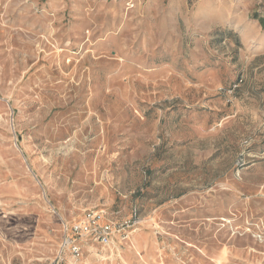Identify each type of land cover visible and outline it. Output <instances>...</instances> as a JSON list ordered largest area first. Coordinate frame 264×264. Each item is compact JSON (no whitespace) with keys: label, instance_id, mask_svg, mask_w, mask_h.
I'll use <instances>...</instances> for the list:
<instances>
[{"label":"rangeland","instance_id":"374dc122","mask_svg":"<svg viewBox=\"0 0 264 264\" xmlns=\"http://www.w3.org/2000/svg\"><path fill=\"white\" fill-rule=\"evenodd\" d=\"M257 34L264 0H0V264H264Z\"/></svg>","mask_w":264,"mask_h":264},{"label":"built area","instance_id":"2783aa9c","mask_svg":"<svg viewBox=\"0 0 264 264\" xmlns=\"http://www.w3.org/2000/svg\"><path fill=\"white\" fill-rule=\"evenodd\" d=\"M111 232L112 226L104 224L101 216L96 213L87 214L81 223L73 226V234L77 236L78 239L96 236L100 243L103 244L108 243ZM67 245L70 247L69 250L73 257H79L80 246H78L77 243L71 239H68Z\"/></svg>","mask_w":264,"mask_h":264},{"label":"crops","instance_id":"0c3cea01","mask_svg":"<svg viewBox=\"0 0 264 264\" xmlns=\"http://www.w3.org/2000/svg\"><path fill=\"white\" fill-rule=\"evenodd\" d=\"M242 37V36H241ZM251 49L255 48V51L264 52V34L263 35H255L254 38H249L248 44Z\"/></svg>","mask_w":264,"mask_h":264}]
</instances>
